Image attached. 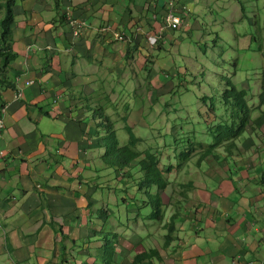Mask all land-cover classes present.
Wrapping results in <instances>:
<instances>
[{
    "label": "crops",
    "instance_id": "0c3cea01",
    "mask_svg": "<svg viewBox=\"0 0 264 264\" xmlns=\"http://www.w3.org/2000/svg\"><path fill=\"white\" fill-rule=\"evenodd\" d=\"M170 2L182 20L175 31L192 33L196 0H15V57L6 72L13 88L0 90V264H103L98 253L104 250L105 225L113 242L111 264H264V125L238 137L227 154L217 151L218 159L201 160V174L179 182L171 203L163 199L168 177L160 192L159 242L152 237L156 226H141L136 218L132 227L116 230L121 219L104 209L116 207L117 199L108 196L101 204L90 187L89 173L97 171L89 147L101 138L93 109L108 115L113 107L109 81L120 89L152 75L162 81L154 63L166 61L162 51L180 42L165 28ZM257 10L248 14L259 17ZM66 15L85 26L77 38ZM103 26L111 30L100 32ZM117 32L128 41L114 40ZM150 36L156 45L148 43ZM149 251L158 257L133 260Z\"/></svg>",
    "mask_w": 264,
    "mask_h": 264
},
{
    "label": "rangeland",
    "instance_id": "374dc122",
    "mask_svg": "<svg viewBox=\"0 0 264 264\" xmlns=\"http://www.w3.org/2000/svg\"><path fill=\"white\" fill-rule=\"evenodd\" d=\"M6 1L0 0V23L4 16L3 6ZM196 2L192 33H188V29L174 30L175 38H180L179 44L170 43L161 53L167 60L158 59L159 61L154 63L155 69L163 71L162 81L157 80L156 75H152L148 81L141 78L136 82L131 81L124 89H120L119 85L116 87V81H109L115 90H110L109 85L106 89L110 101H113L110 105L113 107L107 110V116L114 124L120 145L127 142V133L122 130L124 124L121 119L126 115L127 125L139 139L137 150L148 149L158 154L163 171L168 166L176 167L177 155L188 142L209 143L207 129L215 125L220 117L223 119L227 117L228 106L219 100L221 77L235 76L233 78L235 87L245 90L247 103L254 108L257 105L256 95L260 79L264 74V0H196ZM256 7L259 17L248 14ZM236 8L238 11L241 9V12H236ZM188 23L189 20L186 19V24ZM154 37L147 38L148 43L153 46ZM65 57L68 61L66 55ZM67 65L68 62L65 66ZM122 90L125 92L121 94L119 91ZM72 96L77 98L79 93L73 91ZM257 115L258 112L254 111L252 117L255 118ZM97 120L99 121L98 118ZM96 129L98 132V125ZM100 130L105 134L103 127ZM92 145L97 146L95 142ZM217 151L227 154L225 148H219ZM98 152L99 150L95 149L90 156L89 147V159L94 162L90 165L92 170L97 171L96 176L94 172L89 173L90 187H95V195L100 197L101 204L108 196L111 202L117 199L116 207L104 209L108 217L111 211V217L121 219V228L116 227V230L122 231L126 226L132 227L133 219L136 218L142 221L141 226L146 224L148 228L150 224L156 226L152 237L154 242H159L161 223L150 220L151 209L143 204L144 196L136 188V183L141 179L140 169L131 166L118 172L114 168L104 166L98 159ZM100 153H103V149H100ZM198 157V153L194 154L180 166V171H176L175 168L169 175L164 172L167 179L169 177L171 180V185L164 192V201L169 200L171 203L177 198L176 185L179 182H184L191 176L194 179L201 174ZM150 193H153V190ZM123 199L125 205L121 203ZM94 208L95 211L99 209L97 206ZM162 210L164 212V208ZM166 210L171 212L172 209ZM101 215L104 216V211ZM110 223L112 224L111 221ZM108 232L110 230L105 225L102 229L105 240L108 238ZM147 233L144 231L143 235ZM141 234L139 235L142 241H148L149 238L145 239Z\"/></svg>",
    "mask_w": 264,
    "mask_h": 264
},
{
    "label": "trees",
    "instance_id": "16d2710c",
    "mask_svg": "<svg viewBox=\"0 0 264 264\" xmlns=\"http://www.w3.org/2000/svg\"><path fill=\"white\" fill-rule=\"evenodd\" d=\"M14 2L15 0H7L4 3L5 12L0 23V90L13 88L12 83L7 82L6 72L8 64L15 57L10 45L11 28L14 20L12 11ZM156 43L157 39L155 45ZM232 78L233 76L220 78L221 89L219 90V100L228 106L227 117L225 119L220 117L215 125L207 129V135L210 139L209 143L200 141L188 142L177 155L178 163L175 164L176 167L168 166L164 171L160 167L158 154L148 149L145 151L137 150L139 139L134 135L130 126L127 125L126 115L122 116L121 119L124 124L122 125V130L127 133V142L124 145H120L110 117L105 115L101 107L93 109L94 115L99 119L97 124L99 131H96V134L101 138H98L95 142L97 144L96 147L91 145L90 150L95 151V149H98L99 161L104 166L114 168L118 172H122L131 166L140 169L141 179L136 183V188L144 196L143 204L149 206L151 209L149 214L150 220L159 223L164 218L160 192L165 191L169 184L164 172L168 174L175 168V170H179L180 166L191 159L196 153L199 154L198 162L207 157H212L216 160L218 159L217 150L219 148L224 147L227 152H230L236 147L235 140L244 134L245 131H256L264 125V109H262L264 107V74L260 79L259 90L256 95L257 105L254 108L248 105L245 90L237 89L233 85ZM2 107L3 105L0 103V109ZM254 111L258 112L255 118L252 117ZM102 127L105 134L100 130ZM100 149H103V153H100ZM151 190H153V193H150ZM103 211V209H99V217L104 218L101 215ZM173 219L174 215L170 217L169 232L173 228ZM165 240H170L168 233L165 236ZM103 246V252L98 253L99 261L103 264H111L113 242L107 238ZM157 257L158 253L156 251H149L134 256L133 260L143 261Z\"/></svg>",
    "mask_w": 264,
    "mask_h": 264
},
{
    "label": "built area",
    "instance_id": "2783aa9c",
    "mask_svg": "<svg viewBox=\"0 0 264 264\" xmlns=\"http://www.w3.org/2000/svg\"><path fill=\"white\" fill-rule=\"evenodd\" d=\"M173 9V4L170 2L168 5V10L165 13L164 16V24H165V28L169 29V30H177L180 25H181V19L180 17H178L177 15H175L172 12ZM66 19V23L69 26L71 33L74 37H77L80 35V31L83 28V23L79 22L78 20H76L75 18H72L70 15H66L65 17ZM100 32H106L111 30L110 27L108 26H103L100 29ZM113 38L116 41H120V42H126L128 40L127 37H125L123 34L120 33H113ZM156 38L154 37L152 39V43L155 44ZM32 84V82H27L25 85H30ZM20 91H16L15 95H14V99H18L20 97ZM4 106L0 109V137H1V133L3 131L4 125H3V121H2V112H3ZM3 155V152H0V156Z\"/></svg>",
    "mask_w": 264,
    "mask_h": 264
},
{
    "label": "bare ground",
    "instance_id": "6f19581e",
    "mask_svg": "<svg viewBox=\"0 0 264 264\" xmlns=\"http://www.w3.org/2000/svg\"><path fill=\"white\" fill-rule=\"evenodd\" d=\"M184 15V14H183ZM80 22V21H79ZM85 27V26H84ZM83 29V28H82ZM111 37V36H110ZM77 38V37H76ZM234 85V84H233ZM19 90V89H18ZM22 94V93H21ZM247 101V100H246ZM4 129V128H3ZM4 134V133H3ZM3 134L1 135L3 137Z\"/></svg>",
    "mask_w": 264,
    "mask_h": 264
},
{
    "label": "clouds",
    "instance_id": "9594fccd",
    "mask_svg": "<svg viewBox=\"0 0 264 264\" xmlns=\"http://www.w3.org/2000/svg\"><path fill=\"white\" fill-rule=\"evenodd\" d=\"M179 17V16H178ZM181 19V18H180ZM181 23H182V20H181ZM171 31H174V30H171Z\"/></svg>",
    "mask_w": 264,
    "mask_h": 264
}]
</instances>
